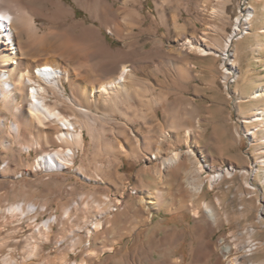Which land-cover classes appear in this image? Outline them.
Wrapping results in <instances>:
<instances>
[{
  "label": "rangeland",
  "instance_id": "1",
  "mask_svg": "<svg viewBox=\"0 0 264 264\" xmlns=\"http://www.w3.org/2000/svg\"><path fill=\"white\" fill-rule=\"evenodd\" d=\"M49 1L62 2L73 14L52 18L54 7ZM95 1L100 12L92 17L74 0H38L33 5L36 23L40 33L46 34L84 21L99 33L106 48L126 52L125 64L133 69L127 91L120 92L118 102L104 107L94 105V99L89 101L88 120L96 137L84 130L83 146L75 148L73 168L57 172H32L26 166L46 151L65 147L51 144L29 152L20 150L9 133L11 114L0 109V123L3 119L6 123L0 130V208L5 210L14 202L47 206L12 223L7 211L0 214V264L4 255L19 264H44L57 254L60 239L61 247L70 249L71 263L85 258L87 264H215L219 258L215 249L218 240L226 238L231 245L244 243L246 228L256 222L252 186L245 184L246 179L256 187L253 195L264 206V165L259 161L264 156V144L246 133L244 122L255 110L264 109V97L251 98L254 90L264 87V0ZM159 6L164 8V22ZM244 11L254 12L252 19L242 21L224 55L220 46L232 34L239 12ZM78 33L73 30L72 36ZM185 38L211 45L214 53L189 52L183 57L177 50L182 49ZM224 63L230 68L226 79ZM107 67L99 72L101 82L120 70L119 66ZM65 86V96L74 101L71 107L54 95H49L47 102L58 111L79 117L77 103L88 104L79 102L66 82ZM77 120L81 122L80 117ZM263 131L264 126L258 134ZM3 142L11 147H3ZM118 142L124 149L122 154L116 153ZM159 147L162 155L172 149L180 151L184 166L164 170L159 188L166 205L157 211L139 203L140 196L154 190L150 174L139 171L150 166ZM202 157L210 165L203 177L221 168L232 173L212 187L203 178V198L214 206L219 218L215 228L206 218L195 217L197 195L184 188L189 181L183 175L187 171L194 174L190 185L197 186L194 163ZM252 166H260L254 177L241 176L240 170ZM116 198L125 208L114 204ZM93 199L113 206L98 216L102 225L98 234L88 237L80 228L84 220L95 219V209L89 204L88 208L79 207L82 200ZM262 215L264 224V210ZM54 216L49 240L41 242L42 223ZM15 226L19 228L16 233ZM262 229L253 236L256 240L264 239ZM202 230L205 232L200 236ZM79 240L100 252L98 256L86 257L78 252ZM35 243L41 247L28 258L24 247ZM249 257L252 261L262 260L264 252Z\"/></svg>",
  "mask_w": 264,
  "mask_h": 264
},
{
  "label": "bare ground",
  "instance_id": "2",
  "mask_svg": "<svg viewBox=\"0 0 264 264\" xmlns=\"http://www.w3.org/2000/svg\"><path fill=\"white\" fill-rule=\"evenodd\" d=\"M37 1L0 0V109H5L11 114L12 120L9 126V133L14 137L16 143H18L17 146L20 150L29 152L32 149L40 148L42 145L51 144L66 148V150L64 148L46 151L40 154L34 162L26 166L32 172L43 171L49 173L57 172L63 168L70 170L73 168L75 148L83 146L84 130H87L91 136L96 137L95 128L88 120L90 116L89 101L94 99V105L98 103L103 107L106 104L118 102V95L121 91L124 92L126 90V84L133 74V69L125 64L126 52H114L106 48L98 36L99 33L84 21L72 22L68 27L60 29L61 31L59 32L54 33L49 31V33L41 34L40 27L35 20L36 9L33 8V5ZM74 2L89 12L92 17H96L100 12L97 7L99 4L95 0H74ZM49 3L54 7L52 18H66L73 14V10L66 7L60 1H49ZM158 12L162 22H164V8H160L159 6ZM253 13H249L248 11L239 12L232 34L220 46L222 54L227 55L225 49L229 46L232 40L231 37L239 32L238 30L243 20L249 21L252 19ZM76 29L79 30V33L74 37L72 36V32ZM88 46L89 50L87 49ZM182 46V49L177 50V52L181 55L184 54L182 55L183 57L189 52L200 55L214 53L211 45L199 40L197 41L196 39L185 38L182 41ZM103 57H109V59H104L106 60L105 62L102 59ZM90 59H97L98 61L91 64L87 63ZM106 66H109L107 68L119 66L120 70L117 74L108 77L106 82L103 80L105 82L103 83L97 77L99 72ZM222 68L224 69L223 78L226 79L230 68L225 63L222 65ZM65 82L72 90L71 93L77 95L79 102H87L88 104L77 103L76 105V113L80 117L81 122H78L77 118L79 117L76 115H71L72 113L69 115L58 111L47 102V97L54 95L67 106L71 107L74 101L72 98L65 96ZM260 97H264V87L254 90L251 94V98L253 99ZM244 122L246 133L253 140H256V142L264 144V131L261 135L258 134V130L264 126V109L255 110L245 118ZM0 124V130L6 127L4 119L1 120ZM250 125L252 126L250 127ZM124 136H128L127 132ZM236 137L239 138L240 135L236 133ZM2 145L7 149L11 147V144L4 142ZM115 145L116 153L122 154L124 149H122L120 142ZM161 151L160 147L156 148L153 155L154 160L149 161L150 166L139 171V173L147 172L150 174L154 184L153 192L140 196L139 200V203H143L144 208L148 210L155 209L159 211L166 205V201L161 199L162 197L160 198L164 194L163 190L159 188L160 181L165 177L164 170L166 168L176 170L179 168V165L184 166V160L180 151L172 149L169 150L167 155H162ZM191 154L192 152L189 151V155ZM186 155H188V152H186ZM126 156L128 155L126 154ZM202 158L197 159L196 163H194L195 177L199 180L197 186L193 187L191 186L193 184L190 185L189 181L192 182L194 180V174L188 171H185L186 174L183 175H185L184 179L189 181L183 185L185 189L191 190L192 193L194 192L197 195L198 205L197 208H194L195 217L197 219L201 217L206 218L207 222L215 228L218 225L219 218L214 206L203 198V178H206L209 187H212L217 180L224 176H232V173L225 168H221L203 177L202 173L210 168V165L204 163V157ZM259 161L260 165H264V156ZM259 167L244 168L240 170V174L244 178H247V176L254 177L258 173ZM76 171L80 175L83 174L79 167H76ZM245 184L252 186L250 192L255 206L253 209L257 212L256 222L246 228L247 236L244 243H233L231 245L226 238L218 240L215 249L218 251L219 258L215 264H264V259L252 261L249 257L256 252H264V239L256 240L253 237L259 229L264 227L262 222L264 206L253 195L256 187L247 179L245 180ZM216 201L220 204L219 198ZM108 203L99 204L94 199L90 200V202L81 201L79 208H88L89 204L92 209H95V219L84 220V225L80 228L85 229L84 231L88 237L98 234L97 232L102 226L98 216H102L104 213L112 210L113 205ZM114 204L121 206L123 201L120 198H116ZM46 207L44 204L40 206L32 202H14L10 203L5 210L0 208V214L3 211H7V214L11 217L9 223H12L15 220L20 221L29 212H35L38 208ZM122 208H125L124 204ZM67 211L68 209L64 210L63 213L67 214ZM55 220L56 217L54 216L43 221L42 225L44 228L40 233L39 239L41 242L49 240L51 226ZM86 225H88V229H86ZM18 231L19 228L15 226L13 232L16 233ZM204 232L205 230H202L199 235L202 236ZM61 241L60 239L56 243L59 248H57V254L54 257L47 258L44 264H87L85 258L71 263L69 260L70 249L68 247H61ZM78 243L81 245L78 252L84 253L86 257L98 256V253H100L94 249H90L89 243L87 244L80 240ZM40 247L39 243L26 245L24 247L26 256L28 258L35 256ZM1 262L2 264H19L8 255H4L1 258Z\"/></svg>",
  "mask_w": 264,
  "mask_h": 264
}]
</instances>
